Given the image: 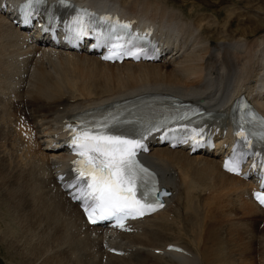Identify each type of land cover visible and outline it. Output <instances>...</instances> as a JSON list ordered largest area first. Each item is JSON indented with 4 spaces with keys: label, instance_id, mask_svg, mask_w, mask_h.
Segmentation results:
<instances>
[{
    "label": "bare ground",
    "instance_id": "1",
    "mask_svg": "<svg viewBox=\"0 0 264 264\" xmlns=\"http://www.w3.org/2000/svg\"><path fill=\"white\" fill-rule=\"evenodd\" d=\"M76 1L115 9L140 24H152L157 35L166 39L172 55L162 60L110 64L91 53L62 45L23 48L17 26L12 27L10 20L0 14V136L11 144L5 148L0 143V160L7 157L14 164L4 185L13 220L20 226L24 220H35L37 229L45 230L48 236L58 237L60 231L75 233L92 264H147L148 260H162L161 264H216L222 247H207L202 232L220 241L228 236L229 229L236 231L253 254L255 249V257L264 260V229L255 226V221L264 226V210L246 195L251 183L220 170L215 152L188 154L182 148L151 146L144 157L172 194L162 210L139 220L134 232L110 234L86 225L77 205L54 184L50 169L61 168L65 155L62 149L49 144L51 135L58 133L56 126L61 118L138 96L178 97L199 103L221 117L230 113L233 101L243 94L264 115V21L256 28H245L247 13L239 9L248 7V0L243 6L236 0V7L219 0ZM216 5H221L219 10L204 8ZM259 7H264V1L259 0ZM19 115L33 127V139L22 140L13 132L11 124ZM17 176L25 193L17 189ZM215 207L223 209L228 227L221 224L203 230L206 220L216 222L208 215L203 217V210L210 212ZM201 217L205 218L202 222L198 221ZM192 223H196L195 228L200 225L195 234L186 230L185 224L192 228ZM161 232L168 233L171 240L152 246ZM10 237L0 228V253L6 260L22 251L17 238L11 241ZM102 238L125 253L114 255L103 250ZM183 240H188L189 248ZM167 243L182 246L186 253H154ZM200 244L204 246L202 254L198 252ZM242 257L236 259L251 264ZM230 260L238 264L235 258ZM35 264H41L40 259Z\"/></svg>",
    "mask_w": 264,
    "mask_h": 264
},
{
    "label": "rangeland",
    "instance_id": "2",
    "mask_svg": "<svg viewBox=\"0 0 264 264\" xmlns=\"http://www.w3.org/2000/svg\"><path fill=\"white\" fill-rule=\"evenodd\" d=\"M169 1H171L172 3L177 2V0H169ZM260 1L263 2L264 0H260ZM219 2L223 5H234L236 0H223V2L219 0ZM243 2L245 1L240 0V5L243 6ZM247 2H248L247 5L249 6L248 7L243 6L239 9V11L242 13H247L248 22L245 28L253 29V28H256L261 21H264V14H263L264 7H259V0H254V1L248 0ZM255 3L258 4L257 7H256L257 4ZM220 6L221 5H216L214 8H208L205 6L204 8L207 11H212V10H219ZM263 27L264 26H262V29H264ZM236 36H237V33H236ZM0 143H3L5 148H8L9 145L11 146L9 139L5 137L0 136ZM13 165L14 164L12 163L10 158L2 157V159L0 160V217H1L0 228L8 231L9 235L12 236L10 237L11 241H13V237L17 238V241L21 244L22 251H21V254H12L8 260L4 259V256H5L4 254L0 253V264H35L38 259H40L41 264H92L91 262L89 263L88 261V257L84 250L85 246L80 236L76 235L75 233L60 231L58 233V237L57 235L55 236L53 234H49L48 236V233L45 230L44 232L42 229L41 230L37 229V226H35L36 225L35 220H33L34 222H31L32 220L30 219H29L30 222H28L27 220H24L21 226L18 225L13 220L12 216L10 215L11 206L8 202L9 201L8 194H7V191L4 189L5 182L9 177L10 170L13 167ZM16 179H17V186H18L17 189L21 191L20 193L22 192L25 193V189L21 187L19 176H17ZM31 188H32L31 185L27 186V189H29L28 191H31ZM217 209L221 211L219 212L217 211ZM205 211L206 212H204L203 210V214L201 215L203 217L205 216L206 218L209 216L208 218L211 221L216 220V222H209L208 220H206L203 224L204 225L203 230H205L206 228L213 229L214 226L216 225L220 226L221 224H222L221 225L222 227H228V223H226L227 221L226 222L224 221L226 218H225L223 209H219L215 207V208H212L210 212L208 210H205ZM221 212L224 214V216ZM204 213L205 214L207 213V214L205 215ZM203 217L197 220L203 221L205 219ZM198 221H195V222L197 223ZM223 221H224V224H223ZM255 223H256L255 226L259 228V230L264 229V226L263 227L261 226L262 223L260 221H259V224H258V221H255ZM195 225L193 224L191 226L192 228H190L188 224H185L187 232L188 233L194 232L193 234H195V230L200 229L199 224H198L199 226L197 225L196 228H195ZM204 233L205 232L203 231L202 232V238H203L202 242H205L207 247L212 248V249H215L216 245H220L222 247L221 250H223V252L220 251L221 256H219L220 258H218L220 260L216 264H235L234 260H233L234 263L232 262V260H230L234 258H235V261H238V264H243L244 263L243 260L241 261V260L236 259V257H239V258L242 257V255H243L242 259L244 258L245 261L250 262L251 264H254V263L256 264V262L259 264L260 259H261L260 264H264V260H262L260 256H259L260 259L258 256L257 257L254 256L255 249H254V254H253L250 251V249L247 248L245 242L238 236L236 231H234L233 229H229L228 236L223 240H221L222 238H220V241L211 240L210 238H208V235L205 234L204 236ZM52 235L54 236V238L51 237ZM51 238L54 240H52ZM170 240L171 238L169 237L168 233L161 232L159 233L158 237L155 240V243L152 244V246L159 247L160 245L162 246L164 242L166 243ZM138 242H140L141 244L144 243V245H147L145 240L143 241L139 240ZM182 242L183 244H186L187 248H189V246L187 245L188 240H183ZM203 249H204V246L200 244L198 248L199 254H202ZM146 256H149V255H146ZM135 261H142V260L135 259ZM148 261L149 263L147 264H161L160 261L162 260H154V261L148 260Z\"/></svg>",
    "mask_w": 264,
    "mask_h": 264
},
{
    "label": "snow or ice",
    "instance_id": "3",
    "mask_svg": "<svg viewBox=\"0 0 264 264\" xmlns=\"http://www.w3.org/2000/svg\"><path fill=\"white\" fill-rule=\"evenodd\" d=\"M27 15L30 12H26ZM81 34H86L83 29ZM106 127L107 123L102 122L95 129L81 128L80 134L72 140L73 145L79 149L78 154L83 158L76 163L83 167L75 170L77 175L74 183H68L66 187L83 185L88 189L80 195L73 194V199L86 204L84 210L92 223L96 222L93 216L95 212L100 213L98 218L101 220L115 218L117 222L128 215H143L145 207L154 209L150 204L145 205L141 201L157 195L156 189H147L144 174L148 170L135 159L136 149L143 145L138 140L106 134ZM238 135L243 136V133ZM225 168L238 173V165L230 166L226 163ZM259 202L264 204V197H259Z\"/></svg>",
    "mask_w": 264,
    "mask_h": 264
}]
</instances>
